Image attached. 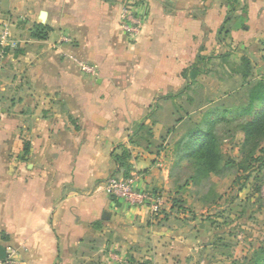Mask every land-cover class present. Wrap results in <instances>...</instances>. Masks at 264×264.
Returning <instances> with one entry per match:
<instances>
[{
	"label": "crops",
	"instance_id": "obj_1",
	"mask_svg": "<svg viewBox=\"0 0 264 264\" xmlns=\"http://www.w3.org/2000/svg\"><path fill=\"white\" fill-rule=\"evenodd\" d=\"M38 24L44 40L30 37ZM230 48L264 61V0H0V264H192L190 229L104 184L169 190L154 115L183 71Z\"/></svg>",
	"mask_w": 264,
	"mask_h": 264
},
{
	"label": "rangeland",
	"instance_id": "obj_2",
	"mask_svg": "<svg viewBox=\"0 0 264 264\" xmlns=\"http://www.w3.org/2000/svg\"><path fill=\"white\" fill-rule=\"evenodd\" d=\"M228 54L199 60L188 72L189 90L161 102L153 118L162 125L157 145L166 146L169 190L153 194L161 203L149 219L190 229L196 243L192 264H261L264 256V131L249 138L241 131L250 119L242 115L246 84L264 77V61H254L251 51L230 48ZM186 111H194L191 120L175 123ZM203 115L213 120L219 137L215 172L199 157H183L186 133Z\"/></svg>",
	"mask_w": 264,
	"mask_h": 264
},
{
	"label": "trees",
	"instance_id": "obj_3",
	"mask_svg": "<svg viewBox=\"0 0 264 264\" xmlns=\"http://www.w3.org/2000/svg\"><path fill=\"white\" fill-rule=\"evenodd\" d=\"M49 33V28L46 25H34L30 32V37L37 40H44L47 38ZM222 59L225 58L221 57ZM243 62H248L247 59L242 58ZM192 69L196 70L197 67L194 66ZM188 71L182 72V77L187 76ZM245 76V75H244ZM189 90V87L186 86L181 92L175 95H168L165 100H175L181 98L183 93ZM188 97V104L191 103V97ZM245 102L242 109V115L250 117L242 127L241 131L246 136V138L252 137L256 134H259L264 131V77L255 78L249 83L246 84L245 89ZM262 103V107L258 108L257 104ZM194 112V111H193ZM192 111H186L184 115L175 119V123L181 124L183 122H188L192 118ZM222 114H225V111H222ZM208 116H202V123H205V127H202L201 124H195V126L188 130L186 133L185 141L182 143V151H184L183 157L193 158L199 157L204 161L205 165L210 166V170L216 171L217 163L219 161L218 145L219 137L214 132L213 120L208 119ZM173 131V130H172ZM152 143L147 141L146 147H149ZM129 158L128 152L123 150L121 154H112V159L118 164L120 170L122 171L123 177H127L129 172V165L127 160ZM177 201H173V207ZM259 263L264 264V256L261 257Z\"/></svg>",
	"mask_w": 264,
	"mask_h": 264
},
{
	"label": "built area",
	"instance_id": "obj_4",
	"mask_svg": "<svg viewBox=\"0 0 264 264\" xmlns=\"http://www.w3.org/2000/svg\"><path fill=\"white\" fill-rule=\"evenodd\" d=\"M123 22L121 24L124 32L128 37L134 39L138 36L140 30V20L137 16L129 12L128 8L123 11ZM7 33H3L1 38L5 39ZM80 69L86 74H93V68L88 63L77 62ZM104 191L110 196L121 198L130 204L148 203L151 210L156 209L161 203V199L158 196L152 194L141 193L133 188L127 180L117 179L115 177L108 178L104 184ZM8 262V260H6ZM0 263H2L0 259Z\"/></svg>",
	"mask_w": 264,
	"mask_h": 264
},
{
	"label": "water",
	"instance_id": "obj_5",
	"mask_svg": "<svg viewBox=\"0 0 264 264\" xmlns=\"http://www.w3.org/2000/svg\"><path fill=\"white\" fill-rule=\"evenodd\" d=\"M45 17H46L45 13L42 12V13L40 14V19H41V22H42V23L45 21Z\"/></svg>",
	"mask_w": 264,
	"mask_h": 264
}]
</instances>
